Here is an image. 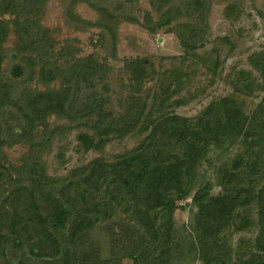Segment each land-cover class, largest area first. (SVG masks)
Wrapping results in <instances>:
<instances>
[{"label": "trees", "instance_id": "obj_1", "mask_svg": "<svg viewBox=\"0 0 264 264\" xmlns=\"http://www.w3.org/2000/svg\"><path fill=\"white\" fill-rule=\"evenodd\" d=\"M132 1L60 2L67 26L102 28L100 43L111 57L116 56L120 19L149 32L168 27L179 39L184 61H200L217 74L218 61L211 63L197 52L204 45L202 22L210 0H151L156 21L150 13L140 21L131 11ZM46 2L0 0V227L5 229H0V257L7 248L25 249L34 257L46 254L59 256L62 264H80L76 248L87 246L78 243L96 223L110 222L122 212L131 223L120 219V231L113 228L112 258L95 264H123L124 259L128 264H170L172 258L192 255L202 264H233L226 232L253 227L257 233L239 252L237 264H264V95L250 114L232 93L211 100L194 117L181 115L172 108L183 104L181 93L190 75L182 68L157 72L148 58L135 57L124 61L128 89L116 111L109 94L111 66L94 54L78 57L74 39L60 43L41 23ZM80 3L97 13L96 21L76 12ZM10 35L14 42L6 47ZM254 66L264 72V63ZM231 83L234 93L264 90L248 71H239ZM52 115L66 122L50 125ZM73 130L83 153L102 152L125 137L137 143L112 160L94 157L66 177L48 175L41 152ZM16 144L28 147L17 164L5 152ZM213 148L219 150L218 165L212 159L208 163L222 190L217 195L210 193V180L195 187L198 168ZM65 149L59 147L57 156L63 157ZM171 194L179 200L191 195L195 211L187 242L174 238L177 205ZM251 207L256 221L248 217Z\"/></svg>", "mask_w": 264, "mask_h": 264}, {"label": "rangeland", "instance_id": "obj_2", "mask_svg": "<svg viewBox=\"0 0 264 264\" xmlns=\"http://www.w3.org/2000/svg\"><path fill=\"white\" fill-rule=\"evenodd\" d=\"M60 1L47 0L41 23L52 30L53 36L60 43H63L67 38L74 39L73 44L77 48L76 55L78 57L94 54L101 62L111 66L109 94L111 106L116 111L119 110L122 94L125 95L128 89V73L124 69V61L135 57L148 58L157 72L182 68L190 75L189 82L181 93L183 104L172 108V111L181 115L194 117L211 100L232 93L243 103L245 111L250 114L264 95V90L261 88L253 91L251 95H246L244 92L234 93L235 89L231 83L232 80L238 77L239 71H248L256 85L261 84L264 86V72L256 70L254 66V64L261 65L264 63V61L257 59L259 57L264 59V0H210V11L206 20L202 22L201 34L204 45L199 47L197 52L204 59H211V63L218 61L215 76L200 61H184L181 58L184 53L183 48L179 44L178 37L169 31L168 27L149 32L139 24L119 19L116 28V56L111 57L108 50L100 43V38L103 36L102 28L89 27L84 31H77L67 26L62 17ZM150 2L151 0H134L132 6L129 5L132 13L140 21L146 13L151 14L153 21L157 20V13L152 9ZM76 12L85 19L96 21L97 13L83 3L76 6ZM13 42L14 37L10 35L5 42V46L11 47ZM6 63L7 60L3 65L5 66ZM152 83V81H149L145 87H150ZM32 85L35 87L36 84L33 83ZM65 122L64 119H58L54 115L48 119L50 125H60ZM75 133V130L66 133V139L63 142L54 140L48 149L41 152L40 163L48 175L66 177L69 170L94 157L103 154L105 158L112 160L115 155L132 148L137 143L135 138L125 137L107 144L102 152L89 151L83 153L77 150ZM62 145H65L66 149L63 151V157H58V149ZM27 151L28 147L22 144L5 148L9 160L15 164L20 163L21 157ZM218 151V149L213 148L209 152L207 156L209 159L204 160L198 168L195 182V187H197V184L201 181L210 180L213 184L210 192L212 195L222 192L221 187L216 184L214 178V166L208 163L212 159L214 165H218V162L215 161ZM235 151L236 147H233L229 151V157H233ZM262 182H264V179ZM171 196L177 205V209L173 214L174 238L175 240L187 242V239L192 237L191 223L195 211V207L191 203V195L184 200L177 199L174 194H171ZM247 213L250 219L256 221L254 207H251ZM120 219H123L127 225L131 223L126 219L124 213L120 212L110 222L96 223L89 232L88 237L83 240L84 242L78 243L87 246V248L81 247V250L76 248V255L78 253L80 255V264H95L97 261L112 258L111 244L115 245L113 239L116 238L113 228L116 232L120 231L118 225L122 224ZM127 225L121 226L126 227ZM0 229L3 232L5 231L2 227ZM226 233L228 240L226 244L231 247L233 253L232 263L237 264L236 258L239 252L246 249L245 247L250 243L249 241H252L257 231L253 227L251 231L247 232L232 231L231 235H229V231ZM241 238L246 240L243 244L240 241ZM43 247H46V245H43ZM45 249L47 253L50 252L49 248ZM16 250L7 248L0 257V264H62L59 256L55 259L46 254L34 257L28 250L24 249L22 252ZM74 257L76 258L75 255ZM191 257L186 259L172 258L170 264H202L198 257ZM76 259L78 261V258ZM129 262L127 259L122 260L123 264Z\"/></svg>", "mask_w": 264, "mask_h": 264}]
</instances>
